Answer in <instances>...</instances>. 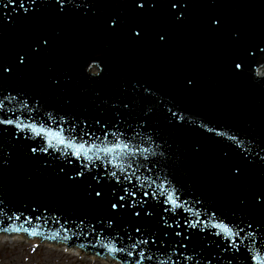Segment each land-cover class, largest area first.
Returning <instances> with one entry per match:
<instances>
[{"label":"water","instance_id":"1","mask_svg":"<svg viewBox=\"0 0 264 264\" xmlns=\"http://www.w3.org/2000/svg\"><path fill=\"white\" fill-rule=\"evenodd\" d=\"M0 68V116L101 147L115 142L104 131L124 132L134 151L149 149L136 151L137 180L128 157L95 167L29 127L0 125V232L35 228L127 264L141 249L154 256L142 264L264 256V0H0ZM123 189L135 192L134 207L119 201ZM168 191L192 212H164ZM197 211L203 232L185 224ZM221 221L244 230L232 237L239 252H221L229 240L211 227Z\"/></svg>","mask_w":264,"mask_h":264},{"label":"snow or ice","instance_id":"2","mask_svg":"<svg viewBox=\"0 0 264 264\" xmlns=\"http://www.w3.org/2000/svg\"><path fill=\"white\" fill-rule=\"evenodd\" d=\"M9 3H13L14 0H8ZM33 3H35V0H32ZM59 2L61 3V6L63 5L64 0H59ZM140 7H143V5H139ZM173 6H175V4H173ZM215 23H218V21H214ZM138 35V34H137ZM161 39H163V37H161ZM46 43V42H45ZM237 68L240 67L239 64L236 65ZM0 71H8L7 68H0ZM125 108L128 107L127 104L124 105ZM173 115H176L175 113H172ZM18 117L16 119L13 118H8L5 116H0V125H4V126H13L16 129L19 130H23L24 127H29L32 132H34L36 135H42L43 137L47 138L48 141V146L52 147V141H55L56 144L58 145H63L65 147H67L68 149L71 150V155L73 157H75L77 160L83 159L85 161H88L90 163H93V166L98 167V165H96L94 163L95 161H102L103 163H107L108 165H110L112 168H117V164L115 163V160L117 158L119 159H124L125 157H128L130 162L127 163V168L132 169L133 165L135 163V169L133 172V175L135 176V172L139 171L141 165L139 163H136V151H139L141 154L148 152L149 149L144 148V149H136L135 151L130 147L129 143L124 142V138H125V133L124 132H114V131H104L103 135L105 138H107L109 135H111L112 137L115 138V142H109V144L104 145L103 147L97 145L95 143V140H93V142L91 144L88 143V141L86 140H82V142L76 143L75 141V137L72 136H65L61 131H53L52 129H37L35 126L33 125H22L21 123L17 122L18 121ZM64 118L61 117V120H63ZM97 125H101V122L99 120H97L95 122ZM101 127L103 128L104 126L101 125ZM209 132L214 131L211 128L207 129ZM76 128L75 125L72 126L71 129H69V132H75ZM90 133L87 130H83V136H89ZM92 136H95L94 133L91 134ZM216 135L219 136H226V133H220L217 132ZM227 138L230 141H234L236 143L237 147H240L243 144V141L240 140L238 137H236L235 135H227ZM96 139H99L98 137H96ZM103 143V141H102ZM33 152H36L37 149L36 148H32L31 149ZM40 151H47V148H41L39 149ZM91 153V155H90ZM100 153L103 154V160L101 158ZM154 155V153H153ZM262 159H264V157H262ZM149 157L147 155L143 156V161L148 162ZM69 163H71V160H69ZM145 166H148L147 163L145 164ZM156 165L155 163H152L150 166L151 168H154ZM82 167L87 168L88 165L84 164ZM124 167H119V171L120 172H124ZM104 174L107 176H111L113 178L116 179V182L119 183L120 182V178L117 176V172L116 171H111L110 169H105ZM77 176H82L83 172L82 171H77L76 172ZM125 179H129L128 177H125ZM135 179H139L138 176H135ZM131 182V181H130ZM123 191L125 192V195H120L119 196V201H125V196H129L132 198V200L128 203L129 207H134L135 206V192H129L127 189H123ZM157 191H164V185L163 184H159L157 185ZM95 195L97 197L101 196V192L100 191H96ZM144 196H148L149 193L147 191H145L143 193ZM179 198L175 197L173 194V191H168L167 195L165 197L164 201H161L160 203H166L167 205H169V207H165L163 209L164 212H170L173 214H178L177 210L178 209H184L185 211L188 212H192L191 208L186 207L187 202H178ZM146 203V201H144ZM195 203L199 204L200 201H195ZM118 207L123 208L125 207L124 203H112L111 204V208L112 209H117ZM136 216H139L140 213L139 212H134L133 213ZM205 215H208L207 212L204 213ZM145 215H151V213L149 212H145ZM194 216L197 217V219L195 220H185V224L187 226V228L190 229H198L200 232L204 231L203 227H200L201 224L204 223V221H201L198 219L200 212L197 211L195 213H193ZM216 216V214L213 212L211 213V217L214 219ZM16 219H19V217H16ZM161 219L163 220V217H161ZM111 224V221L109 222ZM166 227H172V225L168 224L167 221L164 222ZM179 226V225H177ZM211 227L214 229H218L219 231L217 232H213L212 235L215 236H222L223 238H226L229 240V243L226 246H221L220 250L222 253L224 252H232V253H237L240 251V247L237 245L236 241L234 239H232V237H239V233L244 231L243 229H239L238 231H233V228L230 227L227 223H224L223 221L218 222V223H213L211 224ZM249 227H251V225H249ZM3 231L5 232H14V231H24L25 233H27L29 236H35L38 234L37 230L35 228L33 229H28V228H24L22 225L20 227H7L4 228ZM137 232H140V228L136 229ZM165 236L169 235L168 232L164 233ZM176 236H181L182 233L181 232H175ZM247 235L249 237H251L253 234L252 233H247ZM49 239H55V237H48ZM185 240H187L189 237L187 235H185L183 237ZM65 239H67V237H65ZM140 244H148L149 241L147 239L145 240H141L139 241ZM81 247H83V245H81ZM132 247L135 249L136 247H138V244H133ZM181 248H187L188 245L187 244H181L180 245ZM108 251L109 252H116V251H120V252H126L127 256H132L133 253L131 251H127V249L124 248H120L117 249L115 247L112 246H108ZM249 252H251V249H248ZM138 256L139 259H137L135 261V264H142L143 260H148V261H152L154 259V256L152 254H145V251L143 249H141L138 252ZM181 256L184 260H193L194 258L191 255L188 256H184L183 253H181ZM250 258L252 264H264V256H260L258 254H253L250 255V257H245V260L247 261ZM170 259V257H169ZM159 264H167L166 260H161L159 261ZM226 264H233V258L230 256L227 261Z\"/></svg>","mask_w":264,"mask_h":264},{"label":"rangeland","instance_id":"3","mask_svg":"<svg viewBox=\"0 0 264 264\" xmlns=\"http://www.w3.org/2000/svg\"><path fill=\"white\" fill-rule=\"evenodd\" d=\"M2 240H0V264H116L115 261L108 259L105 261L87 259L83 256L92 257L85 252L79 258L49 245L40 244L34 247L35 244L24 240Z\"/></svg>","mask_w":264,"mask_h":264},{"label":"bare ground","instance_id":"4","mask_svg":"<svg viewBox=\"0 0 264 264\" xmlns=\"http://www.w3.org/2000/svg\"><path fill=\"white\" fill-rule=\"evenodd\" d=\"M0 239H9L11 241L15 240V239H18V240H24L26 242H31L33 244H39L40 243V240H38L37 238H28L26 237L25 235H23L22 233H14V234H5V233H0ZM43 243L44 245H49L51 247H55V248H59V249H62L64 251H67L73 255H78V256H81V255H84L83 254V250H81L80 248L78 247H74V246H67L65 244H57V243H48L46 241H43L41 242ZM51 244V245H50ZM86 253V252H85ZM92 258H95V255L94 254H90ZM116 264H119L118 262H115Z\"/></svg>","mask_w":264,"mask_h":264}]
</instances>
